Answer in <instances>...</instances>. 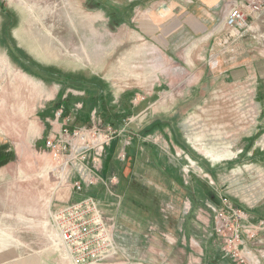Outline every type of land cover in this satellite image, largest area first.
<instances>
[{
    "label": "rangeland",
    "instance_id": "374dc122",
    "mask_svg": "<svg viewBox=\"0 0 264 264\" xmlns=\"http://www.w3.org/2000/svg\"><path fill=\"white\" fill-rule=\"evenodd\" d=\"M87 1L84 5V0H0V147L9 153L0 158V264H65L51 230L49 211L77 196L56 176L55 164L40 145L41 131L49 126L45 119L51 120L57 108L65 113L72 103H83L80 117L88 118L84 124L90 121L91 111L98 109L103 124L120 132L104 146L100 160L104 176L119 178L112 191L121 197L120 207L118 197L109 196L102 186L91 189L105 216L116 223L119 254L105 264L142 260L140 245L135 242L144 234L139 227L146 221L156 225L157 214H164L159 211L161 206L162 210L166 204L180 208L185 196L199 199L195 192L183 189L190 185L183 186L180 170L185 161L179 165L169 160L179 148L192 150L187 137L191 140L206 131L210 138L235 139L239 144L264 134L256 82H248L247 94L210 78L208 67L203 70V60L189 48L169 52L161 70L163 62L148 54V41L124 21L125 8L117 10L118 23H110L108 14L90 10L95 2ZM261 24L264 32V21ZM22 77L30 78L29 83L21 82ZM67 88L85 94L62 100ZM139 112L141 117L136 116ZM73 123L74 119L68 126H82ZM127 142V158L120 162L118 152ZM145 146H152L156 154H149ZM191 153L196 162L202 160L198 167L203 164V170L218 172L219 168L210 169L202 159L203 153ZM157 155V162L151 160ZM256 158L258 164L250 174L230 183L229 188L222 185L231 180L229 173L216 183L231 203L248 197L255 203L264 201V156ZM217 162H212L213 167ZM194 181L207 188V202L215 208L218 193L209 188L215 184L210 186L193 176ZM202 228V233L212 234ZM130 236H136L135 241L129 242ZM262 245L258 244L262 252L257 264H264ZM164 246L171 252V245ZM149 251V263L157 264V255ZM179 255L183 258L186 252Z\"/></svg>",
    "mask_w": 264,
    "mask_h": 264
},
{
    "label": "crops",
    "instance_id": "0c3cea01",
    "mask_svg": "<svg viewBox=\"0 0 264 264\" xmlns=\"http://www.w3.org/2000/svg\"><path fill=\"white\" fill-rule=\"evenodd\" d=\"M91 2L95 3L94 9L90 10H101L104 14H108V22L110 23H118L117 18L121 16L117 13V10L125 8L124 13H126L127 19L124 21L130 23L138 31V34L142 36V39L148 41V54H150L152 59H159L161 63L163 62L160 65L161 70L163 65H167V54L169 52L179 51V49L184 51L189 48L192 53H196L194 56L198 60H203V70L206 69L205 66L208 67L207 75L210 78H217L226 84L238 87V89L246 90L247 94H249L248 82H256V94L258 96L261 95L260 99H262L260 103L256 104L258 107L262 106V116H264V32L261 31L264 15L257 22H253V33L246 34L241 38L229 36L227 38L228 29L224 25V19L230 8L242 7L245 3L253 4L257 0H123V4L119 3L120 0H92ZM186 58L187 56H184L183 60ZM29 80L30 78L26 79V77L20 79L24 83H29ZM42 111L40 110L39 113L41 112L42 114ZM139 113L136 116L141 117L142 113ZM45 120L50 121L49 118ZM49 121L46 122L49 123ZM261 121L263 129L264 117H262ZM48 129L49 126L44 132L43 130L41 131L43 136L47 135ZM205 133L206 131L202 133L203 135L200 134L194 139L191 138L189 140L190 137H187L185 140L188 147L193 151L203 153L202 159L209 163L210 169L214 168L217 170L219 168L218 172L214 174L211 173L213 171L204 168V172L209 174L215 184V187H209L205 182L206 186L214 189L216 193L218 191L216 183H220V177L229 173L231 180L222 182V185L226 184V187L229 188L230 183L241 180L239 179L241 176L250 174L252 167L255 168L257 166L258 159L256 157L264 156V134H261L258 138L242 139L243 141L238 144L235 139L227 141V139H215V136L211 137V139L205 136ZM40 145H42V141ZM146 148L149 147L145 146V150ZM143 149L144 146L140 147L141 152L144 151ZM192 150L189 148L184 149L190 158L196 162V159L191 156ZM127 152L126 150V158ZM147 152L151 155L156 154V150L152 146H150L149 150L147 149ZM174 153L172 152L171 156ZM157 159L158 155L151 160L157 162ZM169 160H171L170 157ZM171 161L181 165L180 163L185 160L176 156ZM198 162L201 164L202 160L199 159ZM198 162L196 163L198 164ZM212 162H217L214 165L215 167H213ZM225 165H228V168H224ZM243 170H246L244 174L239 173ZM113 175L115 174L103 176L111 177ZM131 178L137 180L138 176ZM203 185L205 184L203 183ZM183 189H189L190 194L193 195H195V192L199 199L192 197V195L191 198L184 197V200H189L191 204L188 211H185L183 203L180 208L166 204L162 210L161 206L159 211L164 214H161V212L160 215L157 214L158 223L156 225L146 221L144 226L139 227L141 232L144 231L141 238H137L138 240L135 241L136 236L134 239L130 236L129 242L134 240L140 245L139 250L140 255L142 253V260H132L128 264H151L148 258L149 249L157 255V264H232L223 255L219 241H216L215 237H211L213 233H202V227L209 229L211 232L210 218L208 217L210 204L207 202L210 193L207 188L200 187L198 182L194 181ZM91 191L93 190H87L86 192L92 195ZM124 196L125 194L123 193V199ZM73 199L78 200V196H74ZM216 201V206H218V198ZM241 202L245 205L241 204ZM234 203L251 217L252 222L264 221V201L255 203L248 197L240 201V203L236 201ZM147 233L150 238L146 235ZM129 234L131 235L132 233ZM137 235L140 234L138 233ZM153 235H157V237L153 239ZM257 238L260 241L259 244H263L264 248V234H259ZM198 242L200 243L198 246L200 251L195 248ZM166 244L171 245L169 246L171 252H167V249H165L164 245ZM255 249H257L256 255L258 256L262 251L259 250L258 245ZM184 252H186V255L182 258L179 254H184Z\"/></svg>",
    "mask_w": 264,
    "mask_h": 264
},
{
    "label": "built area",
    "instance_id": "2783aa9c",
    "mask_svg": "<svg viewBox=\"0 0 264 264\" xmlns=\"http://www.w3.org/2000/svg\"><path fill=\"white\" fill-rule=\"evenodd\" d=\"M262 15L264 0L230 8L224 19V25L228 29L227 38H241L252 34L253 22H257ZM84 94V91L67 88L62 100H66L68 95L79 98ZM82 107L83 103H72L66 115L62 109L57 108L53 112L52 120H48L47 135L41 138L42 149L55 164L56 176L68 183L71 191L78 196V200L62 202L59 208L50 210L49 222L51 230L58 238L65 264H105L107 261L113 262L119 254L114 236L116 223L112 217L105 216L100 201L86 191L102 186L109 196L118 197L117 206L120 205L121 197L112 191L114 184L119 182L118 178L115 175L104 177L100 161L104 146L112 141L114 134L120 132L117 133L103 124L98 109L91 111L87 124L68 126ZM129 145V142L125 143L118 152L117 158L120 162H125ZM176 156L185 160L180 170L183 186H188L193 176L213 186L214 182L209 174L198 167L184 150L180 149L170 155V159L174 160ZM217 193L219 204L210 208L208 217L211 232L219 241L223 255L232 264H257L261 252L257 256L255 248L260 243L257 237L264 230V221L252 222L243 209L230 202L226 193ZM183 204L185 211H188L191 206L189 200H184Z\"/></svg>",
    "mask_w": 264,
    "mask_h": 264
},
{
    "label": "trees",
    "instance_id": "16d2710c",
    "mask_svg": "<svg viewBox=\"0 0 264 264\" xmlns=\"http://www.w3.org/2000/svg\"><path fill=\"white\" fill-rule=\"evenodd\" d=\"M81 89V88H80ZM90 93V91H87V93ZM67 112H68V108L65 110V115L67 114ZM81 116V113H79L78 114V116H76V117H74L75 119H74V123L76 122L77 123V125H82V124H84V123H86L87 122V120H88V118H87V116L84 118L83 117V115H82V117H80ZM73 123V124H74ZM72 126H76V125H72ZM6 151L5 150H3L1 147H0V158H1V156H7L9 153H5ZM13 153V152H12ZM5 154H7V155H5ZM103 175V174H102Z\"/></svg>",
    "mask_w": 264,
    "mask_h": 264
},
{
    "label": "flooded vegetation",
    "instance_id": "af4514ba",
    "mask_svg": "<svg viewBox=\"0 0 264 264\" xmlns=\"http://www.w3.org/2000/svg\"><path fill=\"white\" fill-rule=\"evenodd\" d=\"M3 30V26H2V28H1V31ZM4 32V31H3ZM39 73H41V72H39Z\"/></svg>",
    "mask_w": 264,
    "mask_h": 264
}]
</instances>
